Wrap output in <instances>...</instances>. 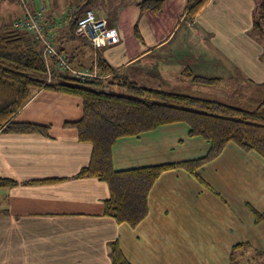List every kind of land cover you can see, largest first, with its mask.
<instances>
[{
  "label": "crops",
  "instance_id": "0c3cea01",
  "mask_svg": "<svg viewBox=\"0 0 264 264\" xmlns=\"http://www.w3.org/2000/svg\"><path fill=\"white\" fill-rule=\"evenodd\" d=\"M141 1L93 0L88 10L71 7L63 22L54 20L43 0L19 3L23 15L43 11L57 50L65 42L86 56L80 71L97 74L101 55L118 74L151 88L188 83V68L221 83L232 79L240 89L264 84V48L254 29L260 0H209L193 19L187 12L195 0H164L158 14L142 13ZM89 10L118 31L117 42L95 49L79 32L84 45L67 40L70 22ZM83 114L80 97L39 90L14 121L43 131L0 128V178L14 182L0 187V264H112L114 242L130 264H232V255L237 264H264V220L254 216L264 213L262 157L230 143L201 169L202 181L183 169L163 173L150 191L148 216L132 228L106 214L108 185L79 175L93 146L66 124ZM189 131L178 123L119 139L114 169L205 157L209 143Z\"/></svg>",
  "mask_w": 264,
  "mask_h": 264
},
{
  "label": "trees",
  "instance_id": "16d2710c",
  "mask_svg": "<svg viewBox=\"0 0 264 264\" xmlns=\"http://www.w3.org/2000/svg\"><path fill=\"white\" fill-rule=\"evenodd\" d=\"M208 2L195 0L187 15L193 19ZM163 5L164 0H142L138 7L142 13L158 14ZM77 20L70 22L67 40L76 39L79 32ZM254 29L264 36V0L256 6ZM63 45L59 47L58 54L65 63L71 69H86V56L80 57L76 47L69 48L65 42ZM45 54L44 46L35 33L12 25L2 27L0 128L6 132L44 130L14 121L36 91L50 90L80 97L83 100V117L66 125L77 129L80 141L91 143L93 152L90 164L79 175L97 178L108 185L110 197L105 203L106 214L119 224L126 223L136 228L148 216L150 191L167 171L183 169L202 181L201 169L219 157L230 143L236 144L243 152H254L264 159V84L255 90L262 100L248 110L175 90H164L162 86L139 85L118 74L101 55L96 61V76L83 81L73 76L70 70L59 67L58 56ZM183 76L188 82L204 87L218 86L222 82L220 78L197 75L191 68L186 69ZM178 123L189 126L190 137H201L209 143L210 149L205 157L126 171L114 169L113 147L119 139L137 137L161 126ZM12 185L14 182L0 178V187ZM254 216L256 222L264 220V213L254 211ZM110 247L112 264H130L118 242L111 243ZM239 247L235 246L233 253ZM234 256L232 264H237Z\"/></svg>",
  "mask_w": 264,
  "mask_h": 264
},
{
  "label": "rangeland",
  "instance_id": "374dc122",
  "mask_svg": "<svg viewBox=\"0 0 264 264\" xmlns=\"http://www.w3.org/2000/svg\"><path fill=\"white\" fill-rule=\"evenodd\" d=\"M38 1L41 4V0ZM92 1L93 0H43V3L46 6V9L52 11V14H54V20L63 22L64 18H66L70 14L71 7H84L88 10L93 7ZM119 12L120 10L116 11V15ZM21 16L23 17L24 15L23 8L20 5L19 0H0V17L2 19V21H0V32L3 25L5 27L7 25H12L13 23L14 26L15 23L20 20ZM43 19L44 21H46L45 16H43ZM258 36L259 42L262 41L261 48H264V36L259 32ZM76 39L84 45V39H82L78 35L76 36ZM87 43L89 44L88 41ZM50 77L51 75L48 76V81ZM241 82L244 84L246 80L243 79ZM162 87V89L164 90H177L192 96L212 99L218 102L245 108L248 110H252L262 100H260L261 96L259 92L248 87H242V89H240V85H235V81L232 79H225L223 83L213 87H204L203 85L200 86L192 84L191 82L181 83L180 85L170 83L169 87Z\"/></svg>",
  "mask_w": 264,
  "mask_h": 264
},
{
  "label": "built area",
  "instance_id": "2783aa9c",
  "mask_svg": "<svg viewBox=\"0 0 264 264\" xmlns=\"http://www.w3.org/2000/svg\"><path fill=\"white\" fill-rule=\"evenodd\" d=\"M20 2L27 6V2L30 0H20ZM43 11L37 13L28 11L15 23V28L24 30L26 32L35 33L36 37L40 39L44 46L46 56L56 55L60 60L59 67L68 69L78 79L85 81L87 78L95 77L96 73L84 72L77 69H71L64 61L62 56H59L58 50L56 49L55 42L47 31L49 27L43 19ZM78 31L83 38H85L89 44L95 48L100 49L108 45H112L119 39V34L116 29L108 27V21L104 18H99L96 14L89 10L84 16L77 20Z\"/></svg>",
  "mask_w": 264,
  "mask_h": 264
}]
</instances>
